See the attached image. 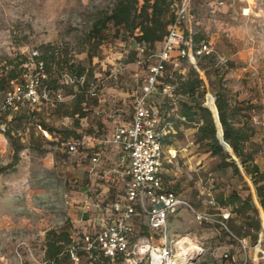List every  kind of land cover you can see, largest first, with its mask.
I'll use <instances>...</instances> for the list:
<instances>
[{
	"label": "rangeland",
	"instance_id": "1",
	"mask_svg": "<svg viewBox=\"0 0 264 264\" xmlns=\"http://www.w3.org/2000/svg\"><path fill=\"white\" fill-rule=\"evenodd\" d=\"M119 1L0 0V76L12 68L19 74L18 79L6 83V90H23L26 78L36 77L34 51L56 50L46 68L48 82H44L54 102L32 104L24 97L0 117L9 125L8 132L0 134V164L13 160L16 143L10 135L22 145L15 171L0 175V264H54L47 255L50 232H68L72 243L74 240L80 246L78 263L63 253L58 264H113L84 249L85 235L94 230L79 222L77 213L83 193L93 184L90 162L80 154L86 147L81 146L75 155L67 151L66 142L84 135L109 140L113 130L131 116L133 94L140 92L155 59L151 54L156 46L148 45L142 52L139 29L132 33L110 23L101 45L91 38L95 23ZM214 1L194 2L198 19L194 32L212 48L201 58L204 95L198 102L207 106L211 97L215 103L220 91L228 93L231 104L240 108L234 121L249 119L255 128L247 148L254 151L259 166L254 176L264 183V0L254 1L255 12L248 17L239 14L243 0H229L227 5ZM176 4L177 0H170L168 18H174ZM183 65L188 72L190 62L185 60ZM173 77L180 83L178 71ZM77 94L84 96L81 107L86 110L79 124L78 115L70 113L76 107ZM214 112L218 120L216 108ZM201 121L200 115L197 124L177 121L180 129L165 146L166 156L171 147L178 154L173 163L168 162L171 175L167 180L195 208L218 219L229 210L231 217L225 220L227 226L200 223L192 211L183 208L171 220L170 232L175 239L185 238L190 243L192 264H242L244 252L236 236L250 243L249 262L264 264L257 253L260 241L264 248V207L254 180L236 155L241 173L221 167L222 157L211 154L206 141L196 140ZM218 127L222 135V127ZM107 144L112 158V147ZM108 163L113 165L111 159ZM121 185L118 181L117 192ZM141 219L136 231L144 236L148 234L145 216Z\"/></svg>",
	"mask_w": 264,
	"mask_h": 264
},
{
	"label": "built area",
	"instance_id": "2",
	"mask_svg": "<svg viewBox=\"0 0 264 264\" xmlns=\"http://www.w3.org/2000/svg\"><path fill=\"white\" fill-rule=\"evenodd\" d=\"M194 1L177 0L174 18L161 48L151 54L155 59L149 64L141 90L135 97L132 122L130 125H118L113 133V143L122 149L123 158L129 164L126 170L128 181L125 189L113 200L112 212L106 216L105 224L93 234L85 235L84 249L92 257L100 255L113 264H192L191 254L194 249L185 238L175 239L171 235L170 217L182 208L192 211L200 223L216 222L227 226L225 220L231 217L228 210L223 212L222 219L215 218L213 214L195 208L178 192L165 187V140L174 126L172 122L162 123L151 97L157 93L171 99L178 97L179 84L173 75L175 71L184 69L185 60L203 75L199 59L210 53L212 48L207 40H195L194 25L198 19L193 7ZM244 1L246 3L241 8L242 15H253L255 0ZM39 55L38 51L32 54L36 59V77L26 78L23 90L17 87L9 89L4 95L0 94V117L24 97L32 104L54 102L50 89L43 81L47 78L46 66L43 60H37ZM24 75L28 77L29 73ZM8 130V123L0 118V134H6ZM42 131L50 137L48 130ZM90 145L91 139H86L82 142H69L67 147L70 152H76L79 147ZM172 155L176 156V150ZM92 160L98 162L99 157L95 155ZM144 216L148 234L140 236L136 226ZM236 238L244 252L242 264H248L252 259L249 256L251 245L247 239ZM257 247V253H261L260 256L264 258L261 241ZM183 248H186L184 255ZM65 252L74 262L80 261V246L76 242L71 243ZM225 255L228 257L227 253ZM182 258L184 263H181Z\"/></svg>",
	"mask_w": 264,
	"mask_h": 264
},
{
	"label": "trees",
	"instance_id": "3",
	"mask_svg": "<svg viewBox=\"0 0 264 264\" xmlns=\"http://www.w3.org/2000/svg\"><path fill=\"white\" fill-rule=\"evenodd\" d=\"M169 12L170 0H144L143 4H140V0H121L111 12L106 13L95 23L90 36L96 40V45L99 46L104 39L103 32L110 23L118 28L124 27L127 31L132 33H134L136 29H139V42H141L140 44L143 45L144 49H147L148 45L155 46V44L162 41L166 35L167 26L172 19V17H167ZM202 39L203 37L201 35H195L196 42ZM55 51L56 50L42 52V54L37 56V60H43L47 68L49 62L56 56ZM203 56L201 58H203ZM201 58L199 59V66L204 71L205 69L201 63ZM183 68L185 69L186 67L183 66ZM83 70L84 68L81 67V73ZM182 70H178L180 77V83L178 82L179 92L189 95L194 102L193 105L184 103L182 111L191 121L195 120L198 115H200L203 121L198 128L196 140L206 141L210 153L222 157L220 162L221 167H232L235 173H241L236 159L224 148L217 135L218 128L213 112L209 107L198 102V98L204 95L203 77L193 65H191L188 72H182ZM5 73L6 74L3 73L2 76H0V92H2L1 90L3 89L6 90L5 86L7 82L14 81L19 77L16 68H12ZM43 81L48 82V78H45ZM75 101L76 107L70 112L71 115H76L78 113L82 116L85 115V111L81 108V103L85 101L84 96L82 94H77ZM215 106L218 109L219 120L222 126L218 120L217 122L220 127H223V138L231 146L236 157L241 160L246 171L252 176L256 185L257 196L261 205L264 207V183L254 176L255 173H258L259 166L255 162L254 151L247 148V144L251 142L255 134V128L249 119H246L242 123L234 121V118L238 115V109L240 108L231 104L229 95L225 90L219 92L215 100ZM215 106L213 107L215 108ZM10 138L12 143H16L14 146V157L10 163L4 165L0 164V175L8 171H15V165L18 164L20 160L22 145L17 140L15 141L13 136L10 135ZM235 199L241 202V198L236 197ZM254 210L259 211L258 207H255ZM237 211H239V208ZM50 235L47 245V255L54 264H58L61 254L65 253L68 256L65 250L72 243V239L68 232H50ZM100 257L110 262L107 258L103 256ZM249 263L252 264V262Z\"/></svg>",
	"mask_w": 264,
	"mask_h": 264
},
{
	"label": "crops",
	"instance_id": "4",
	"mask_svg": "<svg viewBox=\"0 0 264 264\" xmlns=\"http://www.w3.org/2000/svg\"><path fill=\"white\" fill-rule=\"evenodd\" d=\"M222 1L223 2H221V0H215L214 4L227 5L229 0H222ZM194 2H193V7H194ZM242 6H241V8H242ZM241 8H240L239 14L241 16H243L241 13ZM243 17H248V16H243ZM169 25L167 26V30H168ZM164 38H165V36H164ZM164 38H163V40H164ZM163 40L158 42L157 44H155L156 52L159 51V49L161 48V44H162ZM202 40H205V39H202ZM143 51H144V48H143L142 52ZM185 71H186V68L182 70V72H185ZM201 76L203 77V75H201ZM6 91H8V90H4L3 92H0V94L4 95L6 93ZM138 93L139 92L137 91L136 93L134 92V94H133L132 110H133V103H134L135 97ZM156 98H157V101H156ZM188 99H190V101ZM151 102L154 104L155 108L159 111V113L161 115L162 123L166 124L167 122H172L173 126H174L173 130L171 129L169 135L166 137L165 146H166V142L169 141V139L172 138L173 135L177 134L179 129H180L177 121H179L180 124H184L185 122H192L194 124H197L196 121H198V117L195 120L191 121L187 118L186 115H184V113L182 111V107H183L184 103H186L188 105L194 104V102L191 100L189 95L179 93L178 97H176L175 99H171L169 97H166V96H163L162 94L157 93L151 97ZM209 104L211 106L213 105L212 102H210ZM166 105H169L170 107H169V109L164 110V107H166ZM81 108L85 111V115H86L85 107H81ZM132 114H133V111H132ZM132 114L127 121L121 123L120 125H130L132 122ZM214 114H215V112H214ZM76 115H78L76 122H78L77 124H79L80 119L82 117H84L85 115L82 116V115H79V113ZM76 115H74V116H76ZM215 121H216V117H215ZM202 122L203 121H201L199 123V126L202 124ZM216 124H217V121H216ZM199 126H198V128H199ZM221 126H222V124H221ZM217 128L219 131L218 125H217ZM114 131H115V129L111 133V136L109 135L111 137L109 140H105L104 138H102L100 136L96 137V136H92V135H84L82 137L81 136L78 137L77 139H75V138L69 139L66 142V146H67V144L69 142H82L83 140L91 139V145L90 146H84V147H86L85 150L80 151L81 147H79L78 151L70 152L68 150V147H67V151L69 153L75 154V155L79 154V151H80V154H82L83 157L88 159L90 162L88 170L90 172V177H91V180L93 181V184H92L91 188H87L85 190V192L83 193V196L81 197V199L79 201L81 203V206H79V211H78L77 215H78L79 222L85 223V225L87 226V229H92V230H94V232L98 231L101 228V226H103L105 224L106 216L108 214H111V212H112L113 200L125 189L127 181H128V178L126 176V170L129 166V164L123 158L124 155H123L122 149L118 145L113 143V141H112ZM222 131H223V127H222ZM217 135H218V132H217ZM49 138H52L51 134H50ZM107 143H110V145L112 147V149H111L112 153H113L112 158H109V156L107 154V152H108V147H107L108 144ZM168 145L170 147L173 144H168ZM88 148L91 150V152H92L91 154H90V151ZM175 150H176V156L173 157L172 153L175 152ZM169 152H170V154H167V156H166V159H168V161L166 160L167 163L165 162V187L167 189L174 190V191L178 192L177 190L174 189V186H171L170 180H169V182L167 180L168 175L169 176L171 175L170 164H168V162L173 163L174 158H176L178 155L177 149L171 147L169 149ZM165 153H166V151H165ZM95 155H97L99 157L98 162H94L92 160L93 156H95ZM110 159L113 161V165H109L108 161ZM166 165H167V167H166ZM112 167L113 168L116 167L115 168L116 169V172H115L116 176L115 177H112V176H114V172L112 171V169H113ZM110 171H111V173H110ZM109 173H110V175H109ZM118 181L120 182V184H122L121 185L122 190L121 191L119 190V192L116 191V189L118 187ZM87 204H89L90 207H88ZM180 211L176 215H172L170 217V222H169L170 226H171V220H173L174 217L179 215ZM137 225H138V223H137ZM136 228H137V226H136ZM73 242H74V240H73Z\"/></svg>",
	"mask_w": 264,
	"mask_h": 264
},
{
	"label": "water",
	"instance_id": "5",
	"mask_svg": "<svg viewBox=\"0 0 264 264\" xmlns=\"http://www.w3.org/2000/svg\"><path fill=\"white\" fill-rule=\"evenodd\" d=\"M209 94H208V96H207V98H209ZM208 107L211 109V111L213 112V114H214V111H213V109L208 105ZM216 108V110H217V118H218V121L220 122V120H219V112H218V109H217V107H215ZM214 116H215V114H214ZM216 117V116H215ZM216 121H217V119H216ZM221 124V123H220ZM217 125H218V122H217ZM223 134H224V132L222 131V135H220V133H219V131H218V136H219V138H220V140H221V142H222V144H223V146H224V148L226 149V150H228L232 155H235L234 154V152H233V150H232V148H231V146L224 140V138H223Z\"/></svg>",
	"mask_w": 264,
	"mask_h": 264
},
{
	"label": "bare ground",
	"instance_id": "6",
	"mask_svg": "<svg viewBox=\"0 0 264 264\" xmlns=\"http://www.w3.org/2000/svg\"><path fill=\"white\" fill-rule=\"evenodd\" d=\"M211 99H212V103H213V105L215 106V103H214V99H213V97H211ZM208 105L213 109V111H214V108H213V106H211L209 103H208ZM186 253V249L185 248H183L182 249V255H184ZM184 257V256H183ZM184 259L182 258V261H181V263H184Z\"/></svg>",
	"mask_w": 264,
	"mask_h": 264
}]
</instances>
